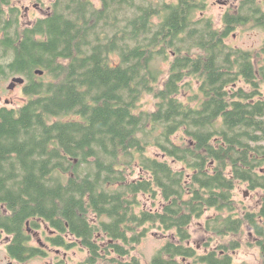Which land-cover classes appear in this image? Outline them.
Wrapping results in <instances>:
<instances>
[{
  "label": "trees",
  "instance_id": "obj_1",
  "mask_svg": "<svg viewBox=\"0 0 264 264\" xmlns=\"http://www.w3.org/2000/svg\"><path fill=\"white\" fill-rule=\"evenodd\" d=\"M16 1L0 0V80L24 77L26 96L0 105L11 223L42 218L57 245L73 234L82 264H143L153 229L171 237L150 264H234L257 235L264 256V65L226 41L264 14L217 27L199 15L209 0H50L26 22ZM243 184L260 205L237 198Z\"/></svg>",
  "mask_w": 264,
  "mask_h": 264
},
{
  "label": "rangeland",
  "instance_id": "obj_2",
  "mask_svg": "<svg viewBox=\"0 0 264 264\" xmlns=\"http://www.w3.org/2000/svg\"><path fill=\"white\" fill-rule=\"evenodd\" d=\"M99 4V0H94ZM228 1V2H226ZM236 0H209V5L204 12L200 11L199 15H206L213 18L217 27H223V16L227 11L232 9ZM19 6L23 7V16L25 21H33L34 18L45 14L49 8L45 5L50 3V0H18ZM231 46L242 48L244 50H251L259 58L261 65H264V26H242L230 34L226 39ZM167 63H162L166 67ZM12 79L0 80V105L18 106L26 101V96L23 93V84H16L14 88H10ZM145 107L151 108V98L146 96L143 100ZM237 198L243 200L247 205H260L263 199V192L261 190L250 191L246 185H240L237 189ZM191 230L194 234L192 244L202 247L204 250L205 237L208 235L203 230L200 221H194L191 225ZM171 237V232H163L156 229L149 231L148 236L136 247L133 255L139 257L143 264H150L153 256L157 251L167 242ZM244 245L232 252L234 256V264H258V249L257 246L247 242V236L243 239ZM255 242V240L253 241ZM86 253L77 251L75 254L76 260L85 258ZM186 264H192L191 261H186Z\"/></svg>",
  "mask_w": 264,
  "mask_h": 264
},
{
  "label": "flooded vegetation",
  "instance_id": "obj_3",
  "mask_svg": "<svg viewBox=\"0 0 264 264\" xmlns=\"http://www.w3.org/2000/svg\"><path fill=\"white\" fill-rule=\"evenodd\" d=\"M247 3L250 5L245 6ZM248 8L264 14V0H236L226 13L239 14ZM0 211V264H82L87 258L88 249L73 234L64 233L65 241L75 245H57L52 239L59 232L50 228L42 218L25 217L18 225L11 223L16 217L5 203H0ZM3 218L10 220L4 223ZM254 239L258 249V264H264L262 248L258 246L260 237L257 235ZM77 251L86 253V257L76 260Z\"/></svg>",
  "mask_w": 264,
  "mask_h": 264
},
{
  "label": "water",
  "instance_id": "obj_4",
  "mask_svg": "<svg viewBox=\"0 0 264 264\" xmlns=\"http://www.w3.org/2000/svg\"><path fill=\"white\" fill-rule=\"evenodd\" d=\"M39 74H43V71H37ZM25 78L24 77H14L11 81V84L9 85L10 88H14L16 84H24Z\"/></svg>",
  "mask_w": 264,
  "mask_h": 264
}]
</instances>
